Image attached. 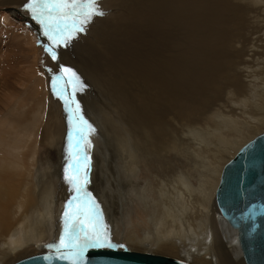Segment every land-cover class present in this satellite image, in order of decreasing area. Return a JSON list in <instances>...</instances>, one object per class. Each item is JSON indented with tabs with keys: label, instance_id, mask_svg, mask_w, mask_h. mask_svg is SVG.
Here are the masks:
<instances>
[{
	"label": "bare ground",
	"instance_id": "bare-ground-1",
	"mask_svg": "<svg viewBox=\"0 0 264 264\" xmlns=\"http://www.w3.org/2000/svg\"><path fill=\"white\" fill-rule=\"evenodd\" d=\"M24 1L26 2V0ZM105 1L103 2L105 6H109V8L112 6L114 14L120 16L118 19L111 13L105 12L108 14V19L113 18L115 21L118 19L123 22L129 20V23H138L142 33L143 26L148 28L153 37L152 46L157 50V53L154 52L150 55L137 52L138 50L130 54H112L111 56L108 53L107 56L101 55L105 62L103 66L106 67L104 72L101 67L96 68L98 71H94V67L87 69L88 75L94 74L93 77H96L98 74L95 83L98 81L100 85L97 87L98 89L93 87V90L97 89L99 93L95 95L97 96L95 103L98 108L94 113L92 111L96 120L88 118L94 123L97 121L95 124L101 129L103 141L110 149L108 150L110 158L113 156L117 169L116 176L113 178L108 175L109 173L104 172L103 163L98 164L99 174H102L106 179L105 190L113 192L115 189L123 193L125 192L123 185L127 182L126 186L130 190L128 197L123 194L120 196L122 199L124 197L128 205L126 204V208H123L119 196V214H122V219L125 215L126 225L131 227V207L135 203H141L142 208L148 214V223L152 226V229L143 231L144 239H140L132 232L128 238L126 236L120 241H125L132 248L151 246L154 251L164 254L179 255L180 251H183L185 260L197 262L195 260L197 258L198 264H246L238 243L236 230L223 216H220L217 203H214L216 200L215 191L225 166V164L218 165V158L224 159L228 152H232V145L238 146L236 143L242 138L244 140L246 132L249 133L254 131L252 129H256L255 131H259L261 134L264 130V112L261 111V118L251 121L257 124L254 126L256 128L250 125L245 129L240 127L237 135L233 134L234 131H237L234 130L237 127L235 126L237 117L235 124L229 123L227 126L225 125V128L224 124L218 123L217 131L221 137L224 136L230 141L226 138L223 141L214 139L210 137L212 134L210 136L205 134L201 137L205 146L203 145L199 151H196L195 159L197 160L195 171L200 176L199 187H195L193 184L195 175L192 176L193 170L190 171L189 166H186L188 171L185 172L187 180L178 181L177 174L172 171L174 162L172 157L175 158V155L178 156L180 153L173 122L177 124L175 121L178 119L182 123L183 121L194 122L195 111L192 102L195 96L200 97L198 101L200 108L196 113L197 119L206 112V107L211 104L214 97L217 99L216 96L219 95L217 80L223 77L224 71L231 69L233 62L229 52L230 46L237 39L235 38L237 32L241 28L246 30L245 27L251 19L264 21V0ZM104 19L106 20L105 17ZM12 24L14 21L8 15L0 14V33H5L9 25ZM134 29L136 28L134 27ZM17 30L19 31V29ZM180 31L186 33L183 44L178 39ZM103 32L106 37L109 36V30ZM122 33H124L122 34L123 38L125 35L130 42L134 41L132 43L144 46L145 38L142 40L140 36L138 40V34L132 35L128 30H123ZM18 34L20 36L12 41L13 47L16 41L17 48L24 53L23 61L27 63L28 58L30 59L29 53H36L40 47L38 45L42 42L40 43L38 37L36 38L26 29L21 30ZM127 49L129 48H125V50ZM9 61L13 62L14 59L10 58ZM23 61L19 60L18 64L24 65ZM36 67L31 62L30 67H25V72L22 75H14L9 69L0 73V85L4 86L3 93L0 94V115L6 112L7 107L9 109L6 118L8 124H4L5 122L0 124V264L8 262L12 264L16 258L23 259V253L27 254L29 250L33 249L32 246L39 247L47 243L48 235L58 223H53V221H56L57 217L63 216L67 208V201L64 199L60 205L50 209L51 200L55 198V178L52 180L53 183L49 179L51 178L49 177L50 173L43 172L44 169L39 167L38 170H33L32 164L35 154L38 152L36 153V145L32 142V136L37 135L38 138L41 129L42 142L50 143L49 146L51 145L53 149L61 147L63 156L68 157L65 155V149L63 151L67 142V110L64 107V102L59 101L52 92L54 107L50 106L51 109H49V111L53 110L52 116H48L50 112L48 115L44 114L46 109L43 98L40 101L37 98L38 95L47 96L50 87H46L45 74L42 75ZM91 69L94 72L90 71ZM116 69L119 74L115 73ZM101 73L104 76L103 80ZM91 75L89 78L92 77ZM10 76L15 78L17 87H14V83L12 85L8 80ZM227 79L229 78L227 77ZM139 81L142 83L139 84ZM27 86L29 90L26 88ZM25 88L33 92L31 97L27 96ZM21 93L24 94L23 97ZM48 94L50 95V93ZM155 95L160 99L155 98ZM150 97L155 98L158 107L162 104L159 103L161 100L164 105H168L167 109L161 111L160 107L157 109L151 106L153 107L151 108L147 103ZM16 98L19 101L17 104L15 103ZM261 101L264 103V93ZM46 102L49 101L46 100ZM144 102L146 103L143 104ZM15 104L16 106L13 107ZM40 117H43L45 123L41 120V122L38 121L37 129L32 127ZM43 123L44 128H41ZM240 129L243 131H239ZM22 130L26 131L24 133L26 138L31 137V147L25 140L26 138L24 139L25 144L24 141L22 142L16 137L18 134L15 132ZM247 137L246 140L252 138V133ZM100 138L96 137L95 144H103L101 143L102 138L101 140ZM213 144L219 147L217 159L212 155V152L216 150L210 151L209 149ZM26 148L29 149V154L23 152ZM96 152L98 151L96 150ZM183 155L179 156H186ZM185 158L189 160V157ZM204 161L207 163L206 168L203 167ZM147 163H156L157 166L161 163L164 171L172 176L163 178L160 183L156 182L159 179L156 178V175H153L152 180L141 181L142 177L140 178V176ZM201 170L210 172H207V177H203ZM155 179L157 180L155 181ZM92 180L95 181V178ZM50 184L54 185L49 186ZM210 203L213 216L205 219L202 212L205 207L210 206ZM14 210L16 215H12ZM209 210L206 211L210 214ZM216 217L217 219H215ZM61 220L62 218L59 221ZM20 234L21 237H19ZM112 239L114 238L112 237ZM24 250L25 252L21 253ZM217 256L219 259H216Z\"/></svg>",
	"mask_w": 264,
	"mask_h": 264
},
{
	"label": "rangeland",
	"instance_id": "rangeland-1",
	"mask_svg": "<svg viewBox=\"0 0 264 264\" xmlns=\"http://www.w3.org/2000/svg\"><path fill=\"white\" fill-rule=\"evenodd\" d=\"M17 2H18V4H17ZM103 2H106V1L100 0V5H101L102 9L104 10V12H109L114 17L119 19L120 16L114 14L113 7L111 6V8H109V6H105V4ZM24 3H25L24 0H0V14L8 15L14 21V24H15V25L14 24L9 25V28H7L5 33H0V44H1L0 45V61H1L0 73H2V71L4 72V70L6 71L9 69V71L14 75H18V74L22 75V73L25 72L24 71L25 67H27V66L30 67V63L33 62L37 66L36 67L37 71H40L42 73V75L45 74L44 80L47 79L45 81L46 87L47 88L50 87V91L49 92L47 91L48 93H50V95L48 93H47V96H39L38 95V98H37L38 101H40V99L43 98L42 100L44 101V106L46 109V112H44V114L46 113L45 115H48V113L50 112L48 115L50 117V116H52V113H53V110L49 111V109H51L50 106L54 107L53 97L51 96V93L53 92L52 91V78H53V76L60 75L61 66H64L66 68H71L74 72H76L77 75H79V77L81 78V81L83 82V84L85 86L82 91H78L76 93V100L79 102V104L81 106V111H82V114L84 116V119H86L88 121V123L91 124L92 127L95 129V131L89 135V139L91 141V148L89 149L90 169H89V173H88V183L86 185V191L91 194V196L95 199L96 203L99 205L100 212H101L102 217H103V222L105 224H107L108 228L110 229L111 236L114 238L113 240L117 243H123L124 245H126V247L128 249H130L132 251L153 253V254L168 256V257L178 259V260H182V261H187L190 263L194 262L192 264H198L197 262H199V261L197 258L195 259L197 262L190 261L188 259L185 260L184 256H183V251H180L179 255H173L170 253L164 254V253H158V252L154 251L151 246L149 247V246H146L145 244H144L145 247L142 246V247H133L132 248L125 241L121 242L120 241L121 239L126 238V236L128 238L129 235L132 234V232L136 236H138L140 239H144L143 231H147L149 229H152V226H151V224L148 223V214H147L146 210L144 208H142L141 203H135L134 205H132V207H131V210H132V213H131L132 226L131 227L127 226L126 222L124 220V219H126L125 215H124V219H122V214L121 213L119 214L120 202L118 199L121 194L128 197V193L130 190H128L129 188H127V186H126L127 182L123 185V186H125L124 187L125 192L122 193V191H118L115 189L113 190V192H109L108 190H105L106 179L104 178V176L102 174H99L98 164L100 165V163L101 164L103 163V165H104V172L106 174L109 173L108 175L113 177V178H115V176H116L117 169H116V163L113 160V156L110 158V154L108 151L110 149H108L105 142L103 141V138H102V135L100 132L101 129L98 125L95 124L97 121H95V123H94V122L90 121L88 118V117H90L92 120H96V118L93 115L96 108H98V106L95 103L96 102L95 97H97L95 95L99 94L97 91V89H98L97 87L100 85H99L98 81H97L98 84L95 83L97 80L98 74L96 75V77H93V76H95L94 74L88 75L87 69L94 67L93 70L98 71V69L96 70V68L101 67L104 69V70L102 69L104 72L106 70L105 69L106 67L103 66V64L105 62H104L103 57L101 55L107 56L108 53L110 54V56L112 54H116V55L125 54V53L130 54L133 51H137V50H138L137 52H140V53L146 54V55H150L151 53H154V52L157 53V50L152 46L153 37L151 35L150 30L143 26V33H142L140 31L138 23H136V24H134L135 22L129 23V20L127 22H125V21L123 22V21L118 20V19H116V21L113 18L108 19V14H105L102 17H95L93 19V21L87 25L85 32L79 33L75 38H73L70 41V43L67 46H61L57 49V60L54 61V60H52L51 56L45 51V47L50 42L48 41L47 37H45L42 34V30H41L39 24L37 25L36 21H34L31 18V15L24 9V7H23ZM104 17L106 18V20L104 19ZM249 22H248V25H246V27H245L246 30H244L240 27L241 28L240 31H244V32H240V31L237 32L236 35L239 38L236 36L235 38H237V39L234 38L235 40L233 41V43L230 46L229 52L231 54L230 56H231L232 61H233L231 69L230 70L227 69L226 71H224L223 77L218 78L217 81H218V86H219V93H218L219 95H217L218 97L216 96L217 99H215V97H214L215 100L213 99L211 101V104H209V106L206 107V110H205L206 114L205 113L202 114V116L198 117V119H197L196 113H197L198 109L200 108L198 106V101L200 100V97L195 96L193 98V102H192V105H193L194 111H195L194 122L191 123L188 121H186V122L183 121V123H184L183 124L180 119H178V121H175L177 124H175L173 122V127L176 129L175 130L176 135H177L176 139L178 137V139H177L178 140L177 141L178 146L177 147H178V151H180L179 155H183V154L186 155V153H188L186 156L189 157V160H187L185 158L186 156H184V155H183L184 157H180L179 155L178 156L175 155V158L172 157V159H174L172 171H173V173L177 174L178 181L179 180H187V178H185V176L187 177V175H185V172L188 171L186 166H189V170L190 171L193 170L192 176L195 175L194 180H193V184L195 187H199L200 176H198L199 173L195 171L197 169V168H195V163L197 161V160H195L196 154H197L196 151H199V149H201L203 147L204 143H202L203 141H202L201 137H203L205 134L208 136H210V134H212V136H210V137H212L214 139L217 138V139H220L222 141L225 140L226 137H224V136L221 137L220 133L216 129L218 123L224 124L223 126L225 128V125L227 126L229 123L235 124L236 119H237V123L235 124V126H237V127L234 128V130H237V131H234V133H233L234 135H237L238 129L240 127L245 129V128H248L247 127L248 125H250V126H253V128H256L254 126H256L257 124H255L254 122H251V121H254L258 118H261V111H262V113L264 112V103H262L263 100L261 101V98H263V93H264V40H263L264 39V21H261L259 19L258 20L257 19H251ZM115 23H117V24H115ZM254 23L257 25H255ZM134 27L136 29H134ZM15 28L19 29V31L17 30L18 31L17 32ZM20 29L21 30L26 29V30L30 31L36 38L38 37L37 39L40 43L42 42L40 45H38L40 47H38V50L36 53H29L30 59L28 58L27 63H25L23 61L24 53L22 50L17 48L16 41H15L14 47H13L12 41L17 36H20L18 34L21 31ZM106 30H109V36H107V37L104 35V32H103ZM121 30L122 31L128 30L129 33H132V35L138 34V40L140 39V36L142 37V40H144L143 38H145V40L143 41V42H145L144 46L143 45H137L136 43H132L134 41L130 42V40H128L125 35L123 38L122 34H124V33H122ZM180 33L181 34H180L178 39L180 40V43L183 44L184 43V37H186V33H185V31H180ZM15 34H16V36H15ZM183 34H185V36H183ZM120 38H123V39H120ZM180 38H182V39H180ZM146 40H148V41H146ZM117 44H119V45H117ZM129 45H131V46H129ZM126 46H128V47H126ZM138 47H140V48H138ZM125 48H129V49L125 50ZM136 48H138V49H136ZM101 51H103V52H101ZM128 51H130V52H128ZM141 51H143V52H141ZM10 58H13L14 61L10 62L9 61ZM19 60H22L24 65H19L18 64ZM93 70L91 69L90 71L94 72ZM115 73L119 74L117 69L115 70ZM90 75L92 76L91 78H89ZM101 76H102L101 79L103 80L104 76L102 75V73H101ZM225 77H226V79H224ZM227 77L229 79H227ZM92 78L93 79L95 78V79L93 80ZM18 79H19V77H18ZM8 80L10 81V83L12 85L14 83V85H13L14 87H17V83H16L15 78H12L10 76L8 78ZM226 80H228V81H226ZM18 83H20V81ZM141 83L142 82H140L139 84H141ZM93 87L97 88L96 91L93 90ZM26 88L28 89V86ZM26 88L24 90H26ZM3 90H4V86L0 85V94L3 93ZM28 90H26V92L28 93L27 96L31 97L33 92L28 91ZM70 91H71V87H69V92ZM29 93H31V94H29ZM21 94L23 97L24 94L23 93H21ZM155 98L160 99V97H158L156 95H155ZM155 98L154 97L148 98V99H150V100H148L149 102L147 101L149 106L150 107L154 106L157 109L160 107L159 110L165 111L162 109H167L166 107L168 105H164L163 102L160 100L159 103H162V104H160V106L158 107L156 104L157 101L155 100ZM58 99H59V101H62L60 98H58ZM46 100L49 102H46ZM151 100L154 102H152ZM17 102H19V101L16 98L15 103L17 104ZM145 103L146 102H144L143 104H145ZM16 104L13 107H15ZM47 108H48V110H47ZM151 108H153V107H151ZM7 110L9 111L8 107L6 108V112L1 113L0 121L3 120V122H1L0 124H2L4 122H5L4 124H8V123H6V121H8V119L6 120V118L8 116ZM92 111H93V113H92ZM256 112L258 114H255ZM5 113H7V114H5ZM91 114L93 115L94 118L92 117ZM254 115H256V116L254 117ZM66 116L68 118V112H66ZM250 119H252V120H250ZM41 120L42 121L44 120L43 117H40V119H38L36 121V123L33 124L34 126L32 125V127H36L39 124L38 121L41 122ZM197 121H199V122H197ZM52 122H54V121H52ZM187 122L190 123L191 125L190 124L187 125L188 124ZM44 123L41 125V128H44L43 127ZM240 124H242V125H240ZM203 126H206V127H203ZM36 129H37V127H36ZM69 129H70V125L68 122L67 134L69 133ZM41 130L38 134V138H37V135L32 136L33 141L31 140V137L26 138V136H25L26 134H24L26 132L25 130H22L20 132H15V134H18V136L16 135V137H18L19 140H21L22 142L24 141L23 143L26 144V141H28V144H30L29 147H31V144H32L30 141L35 143V145H36L35 150H36V153L37 152L38 153L35 154L36 156L34 157V161L32 164L34 166L33 170L34 169L38 170L40 167L41 169H44L43 172L46 173V171H47V173H50L49 177H51V178H49V179H51V181L55 178V181H56L55 185L54 184L49 185V186L54 185V187L56 188L55 193H54L55 198L53 200H51V203H50V209H51L52 207H54L56 205H60L62 200H64V199H66L67 204H68V201L73 197V195H75V193L71 189V186L69 185V183L65 179V171H64L66 167H69V164H68V160H69V155H68V153H69V135L67 136V134H66L67 142L63 148V151L65 149V155L68 156L66 158L62 154V148L61 147H56L55 149H53V148H51L52 147L51 145L49 146L50 143L47 144L46 142L45 143L42 142L43 137H41V135H40V134H42ZM201 130H203L202 133H201ZM252 130H254V131H251L249 133H247L245 131L246 132V134H245L246 138L244 137V140L242 138V140L238 141L236 143V145L238 144V146L242 147L248 142V140L250 141L254 137H256L260 134L259 131H255L256 129H252ZM239 131H243V129H240ZM3 132L5 133V131H3ZM8 132H10V131H8ZM250 133H252V138H249L248 140H246L248 138L247 135H249ZM215 134H217L218 137H216L217 135H215ZM242 135H243V133H242ZM100 136L102 138L101 143H103V144H101V145H100V143L95 144L96 143L95 142L96 137L100 138ZM238 136H241V135L238 134ZM101 138H100V140H101ZM73 140H75V132H73ZM226 140L230 141L227 138H226ZM224 142H226V141H224ZM226 143H228V142H226ZM242 144H244V145H242ZM96 145H97V148H96ZM213 146H215V145L213 144ZM213 146H210L209 149H210V151L216 150V151H214L215 153L212 152L213 157H216L218 150H219V147H216V146L213 147ZM232 146H233L232 147L233 151L228 152L226 157H224V159H219L218 156L216 157V159L218 158V160H219L218 161L219 166H222V164L226 165L237 154L240 147L238 148V146H235V145H232ZM95 148L98 152H96ZM179 148H181V149L179 150ZM23 152L25 154H29V149L26 148L23 150ZM182 152H184V153L182 154ZM223 152H224V149H223ZM194 156H195V158H194ZM48 157H51V158L49 159ZM64 157H65V159H64ZM47 159H49L48 162H47ZM186 160L189 162H187ZM35 161H36V163H35ZM37 161H38V163H37ZM94 162H95V164H93ZM204 162H203V167L206 168L207 163L206 162L204 163ZM188 163H190V164L187 165ZM190 165L192 168L190 167ZM69 170L71 171L70 168H69ZM165 172L166 171H164V168H163L161 163H159V166H157L156 163H147L142 170V174H141L140 178L142 177L141 181H147L149 179L152 180L153 175H156L157 176L156 178L157 179L159 178V179H158V181H156L157 179H155V181L157 183H160L163 178H165L167 176H172L170 173H167V172L165 173ZM202 172H201L202 176L207 177L208 176L207 172H210V171L207 170V172H204V171H202ZM92 174H94V176H92ZM92 178H95V181H93L94 179L92 180ZM219 180H220V178H219ZM52 182L54 183V181H52ZM157 187H158V185L156 184V188ZM125 188H127V189H125ZM120 197H121V203H122L123 208H126V206L128 205L127 202H125L124 197H123V199H122V196H120ZM215 198H216V193H215ZM210 202H212V201H210ZM215 202H216V200L214 201V203ZM217 207H218V205H217ZM206 210H209V212H211V213L209 214L208 211H206ZM211 210H212V207H211V203H210V206L205 207V210L202 212V215L205 219H208L209 217L211 218L213 216ZM13 214H15V210H14V213H12V215ZM206 214H208V215H206ZM219 214H220V216H223L221 214L220 210H219ZM61 218H62V220L59 221ZM215 219H217V217ZM62 221H64L63 216L57 217V220L53 221V223H55V222H58V223L54 226L52 232L48 235V237L46 239L47 243H45L43 246H39V247L32 246L33 249L29 250L27 252V254L23 253V252H25V250L21 251V253H23V255H24V256L22 255V258L23 257L27 258V257L33 256V255L42 254L44 252L52 251L53 249H50L47 246L49 244H53L54 242H58L59 236L63 230V223L64 222L62 223ZM117 225H120V226H117ZM19 237H21V234L19 235ZM173 237H175V235H173ZM31 252H34V253H31ZM216 259H219V256H217ZM20 260H22L21 257L16 258V259H14V262H12V264L17 263ZM6 264H10V263L8 262Z\"/></svg>",
	"mask_w": 264,
	"mask_h": 264
},
{
	"label": "snow or ice",
	"instance_id": "snow-or-ice-1",
	"mask_svg": "<svg viewBox=\"0 0 264 264\" xmlns=\"http://www.w3.org/2000/svg\"><path fill=\"white\" fill-rule=\"evenodd\" d=\"M23 7L50 42L45 51L54 61L57 60L59 47L67 46L79 33L85 32L95 17L106 14L100 0H26ZM84 87L79 75L64 66H61L60 75L52 78V91L64 102L68 112L69 167L64 171L65 179L75 195L68 201L63 213V230L58 242L47 247L54 249L56 259L67 261L68 264H88L87 254L93 249L128 250L126 245L112 239L110 229L103 222L99 205L86 191L90 169L89 135L95 129L84 119L76 100V93ZM248 215H255L254 210ZM44 259L49 257L45 256Z\"/></svg>",
	"mask_w": 264,
	"mask_h": 264
},
{
	"label": "water",
	"instance_id": "water-1",
	"mask_svg": "<svg viewBox=\"0 0 264 264\" xmlns=\"http://www.w3.org/2000/svg\"><path fill=\"white\" fill-rule=\"evenodd\" d=\"M224 219L238 234L246 264H264V131L242 146L224 166L216 190ZM254 210L255 215L248 213ZM128 249V248H127ZM47 256L49 259H44ZM88 264H192L168 256L128 249H93ZM15 264H68L55 251L27 257Z\"/></svg>",
	"mask_w": 264,
	"mask_h": 264
}]
</instances>
